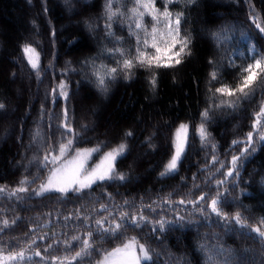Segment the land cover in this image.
<instances>
[{"label": "trees", "instance_id": "16d2710c", "mask_svg": "<svg viewBox=\"0 0 264 264\" xmlns=\"http://www.w3.org/2000/svg\"><path fill=\"white\" fill-rule=\"evenodd\" d=\"M64 3L0 0V103L5 106L0 109L4 113L0 115V186L6 189L0 193V220L10 224L6 228L0 224V246L7 252L35 240L33 249L38 248L51 263L52 256L71 257L80 251L90 231L88 254L72 264H94L130 237L152 250L155 264H264V241L233 222L239 212L248 225L264 227L259 225L264 219V142L252 126L264 103V86L257 80L251 98L240 100L236 107L227 103L234 98L215 91L224 84L239 83L241 67L252 62V45L264 55V34L253 23L255 16L264 26V0H194L190 4L173 0L168 8L184 13L181 35L190 36L191 55L173 67L135 66L130 78L118 70L107 91L95 82L92 65L116 67L121 57L106 48H124L134 54L135 30H129L134 0H113V9L119 12L110 21L107 0H67L72 17ZM156 6L162 10L164 0H156ZM109 23L111 28L106 30ZM152 23L146 15L145 26L151 29ZM203 29L209 33L202 34ZM25 44L40 54L39 77L28 63ZM153 76L155 87L150 82ZM61 82L67 84V100L59 95ZM20 87L21 97L16 92ZM12 105L18 110L6 113ZM65 107L75 132L73 149H99L95 160L120 143L127 145L116 161V171L124 173L125 179L98 181L83 194L35 196L50 166L45 167L44 155L67 138L62 127ZM205 110L207 119L202 116ZM87 111L98 114L97 129L86 118ZM11 120V138H1L4 124ZM181 122L190 131L186 151L177 170L162 176ZM201 123L207 130L205 140L199 133ZM129 131L131 137L125 135ZM249 131L254 132L255 151L242 154ZM138 152L146 158L137 160ZM233 155L240 157L239 175L228 177L222 173L231 167ZM25 179L28 183L21 185ZM218 180L226 181L222 192L228 189L221 205L227 222L190 203L203 207L198 197L215 195ZM21 186L28 191L10 195ZM140 210L147 222L122 228V235L105 232L107 223L97 227L98 219ZM159 221L165 222L163 229ZM45 260L33 257L28 264H45Z\"/></svg>", "mask_w": 264, "mask_h": 264}, {"label": "snow or ice", "instance_id": "6c2138e0", "mask_svg": "<svg viewBox=\"0 0 264 264\" xmlns=\"http://www.w3.org/2000/svg\"><path fill=\"white\" fill-rule=\"evenodd\" d=\"M65 2L67 3V0H65ZM186 2L190 4L193 3L194 0H186ZM171 3H173V0H164V7L161 10V8L156 6V0H134V7L130 9L131 16L129 17L133 21V24L129 26V30L133 32L134 27V34L136 35L134 54H132L131 50L126 51L124 48L105 49L109 54L119 55L121 59L117 61L116 67H109L104 64L97 66L93 63V76L101 91H107L108 83L116 78L118 70L125 73V78H130L131 70L135 66L148 69L153 67H173L179 65L186 56L191 55V49L189 47L191 38L187 34L181 35L180 26L184 13L182 11H170L168 5ZM105 7L107 19L110 21L118 14L119 9H113V0H107ZM119 14L123 15V13ZM146 15L152 18L153 23L151 29L144 24V17ZM256 21L257 17L254 16L253 23L255 27L261 34H264V26ZM89 27H92V25L89 24ZM105 28L106 30L110 29L111 24H106ZM141 33L143 34L142 36ZM108 34L110 36L114 35L110 31ZM118 42L122 43V41ZM251 50L254 53L251 57L252 62L241 67L239 83L234 87L224 84L215 89L217 93L234 98L227 101L228 105L231 107L238 106L240 100L251 98L256 90L254 84L257 80H259L261 86H264V55L256 52L254 45L251 46ZM23 51L27 56L31 68L36 70L37 77H39V52L31 44H25ZM211 77L215 80L217 78V73L213 71ZM150 82L152 86L155 87V76L151 78ZM59 89V95L67 100V84L61 82ZM55 91L56 90L53 89L54 94ZM221 102L224 103L223 100ZM4 107V104L0 103V109ZM202 116L207 119L208 110H205ZM67 121L68 109L65 107L63 109L62 127L67 130V138H62L58 144V148L50 149V152L44 155L45 167L50 163L51 168H49L48 176L39 184L38 188L34 190L33 195L42 197L45 194L59 193L66 197L69 193L83 194L85 189H91L98 181L124 180L125 174L116 171V161L118 157L125 154L127 145L125 143H120L116 148L104 153L99 163L90 167L88 161L91 154L94 151H99V149H73L75 132ZM252 126L255 130V135L259 137L260 141L264 142V103L260 105L259 111L255 113ZM187 128L188 125L181 124L177 130L174 153L165 165V170L161 173L162 176L176 171L181 163V157L184 154L187 144ZM199 133L201 140L207 138V130L203 123L199 126ZM125 135L131 137L133 134L129 131L126 132ZM233 143L235 144L237 141H233ZM250 149L255 151L253 131L247 133L242 154L248 153ZM73 151L74 155L72 154ZM239 159V156L233 155L231 158V167L226 173L222 174L228 177H233L234 174L238 176ZM212 160L214 163L216 162L215 156L212 157ZM221 167H223V165H221ZM26 183H28L26 179L21 181V185ZM225 183L226 181L224 180L216 181L215 195L202 194L198 197L203 207L197 204L196 201H190V203L199 207L202 213L208 211L210 215L215 214L217 218L224 219L227 222L229 217L227 213L223 212L221 207L227 200L225 194L228 192V189H224L223 192L221 191V187ZM5 191L6 189L0 186V193ZM27 191L28 188L21 186L13 189L10 195L26 193ZM125 203H127V201ZM181 203H184V201L182 200ZM101 208L107 211L104 205H101ZM65 219L67 220L69 217H65ZM87 219L89 218L85 217V220ZM205 219H207V217H205ZM144 222H147V220L146 217L143 216L142 210L134 214L121 211L119 217H112L107 220H96L98 228L107 223L108 227L105 228L104 231L112 235H122V228L129 225L139 227ZM233 222L238 224L242 229L248 228L249 234H255L256 238L264 241V227L248 225L239 212L234 214ZM157 223H159L160 228L163 229L165 222L159 221ZM0 224L5 228L10 226L7 219L0 220ZM12 224H15V220L12 221ZM259 225H264V219L259 221ZM2 230L3 228H0V231ZM156 230L157 229L153 227V231ZM87 237L88 239L82 241L80 251L75 252L71 257L52 256V264H72L73 261H78V259L87 255L88 250L91 248L90 238L92 237V232L89 231ZM38 238L43 239L44 237ZM73 239H78V237L74 236ZM59 243V241L53 240V244L58 245ZM33 245H35V240L28 242L27 247H20L18 250H9L7 252L0 246V264H28L33 257H41L42 260H45L41 251L38 248L33 249ZM52 247V244L48 245V248ZM146 262L155 264L152 250L146 244L139 243L135 237H130L127 238L122 246L116 247L111 252L106 253L102 261H99L98 264H146ZM45 264H48V261L45 260Z\"/></svg>", "mask_w": 264, "mask_h": 264}, {"label": "rangeland", "instance_id": "374dc122", "mask_svg": "<svg viewBox=\"0 0 264 264\" xmlns=\"http://www.w3.org/2000/svg\"><path fill=\"white\" fill-rule=\"evenodd\" d=\"M64 7L68 10V14L70 15V17H72V15H71V13H72V10H70V4H65L64 3ZM204 30V29H203ZM201 31L202 32V34H206L207 35V33H209V31L207 32L206 30H204V31ZM18 81H20L21 79H20V75H18L17 76V78H16ZM26 87H29L28 86V83L26 82ZM17 95L19 96V97H21L22 95H23V89H22V87H20V88H18L17 89ZM14 110H18V106H11L10 108H9V110H7L6 111V113H9V114H11ZM5 113V114H6ZM4 114V113H3ZM3 114H0L1 116H3ZM98 114H91V113H89L88 111L85 113V116H86V118L89 120V121H91V124H92V126L94 127V129H97V127H98V124H99V122H98V116H97ZM180 127V126H179ZM179 127L177 128V130L179 129ZM13 130H14V124H13V121L11 120V121H7L6 122V125L4 124V133L1 135V138H7V139H9V138H11V136H12V133H13ZM177 130H176V132H177ZM188 133H189V131H188V128H187V144H188ZM175 139H176V134H175ZM187 144H186V147H187ZM186 147H185V149H186ZM174 149H175V146H174ZM174 153V152H173ZM183 156V155H182ZM136 158H137V160H144L146 157H145V154H143V152L141 153V152H138L137 154H136ZM181 159H182V157H181ZM97 163H99V162H97ZM96 163V164H97ZM95 165V163L93 164V163H91V164H89V166L91 167V166H94ZM175 172V171H174ZM171 173H173V172H171ZM47 176H48V174H47ZM46 176V177H47ZM45 177V178H46ZM44 180V179H43ZM42 180V181H43ZM41 181V182H42ZM111 252V251H110ZM103 259V258H102ZM102 259L100 260V261H102Z\"/></svg>", "mask_w": 264, "mask_h": 264}]
</instances>
